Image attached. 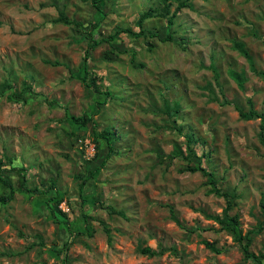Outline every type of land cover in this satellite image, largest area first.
<instances>
[{"label": "rangeland", "instance_id": "rangeland-1", "mask_svg": "<svg viewBox=\"0 0 264 264\" xmlns=\"http://www.w3.org/2000/svg\"><path fill=\"white\" fill-rule=\"evenodd\" d=\"M102 3L105 14L95 13L90 0H0V84L10 82L17 91L29 86L24 99L0 97V158L17 167L4 172L14 184L47 189L45 194L16 192L9 202H0V264H65V256L66 264H255L244 261L231 236L206 216L220 214L225 201L209 192L200 171L184 170L195 157L167 156L176 146L185 151V134L191 135L201 165L214 172L221 187H235L242 231L262 220L259 118H240L236 106L247 109L251 99L264 112V77L232 44L241 41L255 69L264 71V0H192L191 8L175 16L172 40L153 38L149 50L144 38L122 32L117 41L126 51L116 59H104L106 44L91 50L90 70L110 93L92 115L94 129L109 127L116 134L113 151L100 141L103 149L95 158L93 124L79 130L66 118V113L95 109L79 72L70 76L69 71L80 65L87 43L80 30L54 19L59 10L84 22L95 16L106 35L118 26L138 30L139 13L157 6L156 0ZM144 25L168 32L165 18ZM133 52L142 67L132 64ZM229 69L243 71L242 89ZM107 152L106 164L81 191L76 174L87 175ZM3 188L0 182V192ZM55 193L61 213L56 199L47 202ZM95 198L124 215L101 208ZM202 238L221 252L208 249ZM146 245L176 252L148 256L139 252ZM251 249L264 252V230Z\"/></svg>", "mask_w": 264, "mask_h": 264}, {"label": "trees", "instance_id": "trees-1", "mask_svg": "<svg viewBox=\"0 0 264 264\" xmlns=\"http://www.w3.org/2000/svg\"><path fill=\"white\" fill-rule=\"evenodd\" d=\"M91 5L94 8V12L101 14H105V5L102 3L105 0H90ZM157 6L156 7H149L146 10H143L139 13L137 19L135 20V24L138 27V30H135L130 27H124V26H118L113 29L110 33L103 35L100 33L101 29V19H96L95 16L91 18L89 21H79L74 18H69L64 10H59L58 16L54 19L55 22H61L67 25L74 26L75 29L80 30V35L83 37V40L87 43V49L85 50L84 56L80 62V65L74 69L70 68V76H73L76 72H79L80 80L84 84V86L89 90V92L94 95V111H87L85 110L81 115H70L66 113V118L71 119L75 124L78 125V129L81 130L82 128H85L88 126L89 123L93 124L92 128V139L95 143V147L97 148V151L94 153V157L96 158L98 154L103 149L100 145V141H103L105 143V148H108L111 152L113 151V142L116 139V134L114 132V129L112 128H104L100 131L96 132L94 127L96 125V121L92 118V115L95 113H98L103 104L105 103L106 96L110 95L109 91L102 90L101 84L98 83V76L91 72L90 67L88 65L87 59L91 58V50H93L95 47H97L100 44H106L108 47L104 50L103 57L107 60H114L119 56V53L125 52L126 50L122 46L121 43H119L117 40L120 39V34L123 32L127 36L139 39L144 38L145 44L149 50H151L154 46L153 38H157L160 41H169L174 39V35L171 31V26L174 23V18L180 12L183 8H191L192 7V0H156ZM150 18H165L166 19V27L168 28V32H165V29H163V32L160 33L158 31H154L150 29L149 27H146L144 25V22L147 19ZM97 29V33H94V31ZM179 39V37H176ZM232 46L237 49V51L245 57V59L248 61L250 68L255 71L256 73L260 74L262 77H264V71H257L254 67V61L249 53L248 49L245 47V45L241 41H234ZM131 62L134 66H140L142 67L143 64L141 63H135L134 62V52L132 53ZM79 70V71H78ZM228 74L233 78V80L236 82L239 88H243V84L246 80V77L243 73V71L237 72L234 69H229ZM29 90V86H24L21 91H17L14 87V85L10 82H3L0 84V97L9 94V96L15 100L24 99L25 92ZM10 91L9 93H7ZM249 106L247 109H244L240 106H236L239 117L244 120H252L259 118V131L257 133V137L260 141V143L264 146V112L258 111L253 107V102L251 99H248ZM179 131L180 129L177 128ZM72 135H75L76 138H82V135L77 134L76 132H69ZM186 136V144H185V151L181 148L177 147L174 149V152L171 155H168L169 159H172L173 156H179L184 158H192L195 157V164H188L185 166L184 170L188 171H200L202 175L206 177V183L210 186L209 192L214 193L217 196L223 197L225 201V205L221 210L220 214H206V216L209 219H212L215 223L218 225V230L224 231L229 236H231V239L233 242H235L240 252L242 253V258L244 261H251L255 264H264V252L260 251V253H255L251 249V245L253 242V239L256 235L261 233L264 230V196L260 197L259 200V208L260 213L262 215V220H260L256 225L252 228L247 229L245 232L242 231L240 226V216L237 211H235V206L237 204V197L238 194L235 191V187H221L219 185V182L214 175V172L205 167L204 165H201V161H199V154L196 152V150L190 146V142L192 140V136L185 134ZM82 152L83 149H82ZM110 152L106 153V156L100 160V162L95 165L93 168L89 169L87 175L83 174L82 172H78L76 174V178L81 180V183L79 185L80 190H83L84 185L86 184L87 180L89 178H92L93 175L102 168L106 162L107 159L110 157ZM94 157L92 159H84L86 164H91ZM164 157L162 156L161 159ZM8 159V158H7ZM91 162V163H90ZM17 167L12 165L11 160L9 159L7 162V165H5V162L2 158H0V182L4 186L3 190L0 192V202L5 204L12 200L14 194L16 192H29V193H35V194H45L47 189H40L38 187L33 188H27L23 182H20L18 184H14L8 174H5V171H12L15 170ZM24 168V167H21ZM50 186V188H52ZM49 188V189H50ZM56 195H52V197L47 199V202H49L50 199H56L54 203L55 209L57 208V204L61 200V197ZM96 203L99 204L101 208L106 209L110 213H117L119 215H124L123 211L118 210L114 208L113 206L104 203L103 201L99 200L98 198H95ZM59 213L61 211L59 209H56ZM170 215L173 221H175L178 225L182 226L181 221L179 218L174 214L172 209L170 208ZM83 218L85 222L88 219V215L83 214ZM62 221V220H57ZM87 229H89V226H87ZM194 229H190V231H193ZM105 231L109 233L108 229L105 227ZM76 233H83L82 231H77ZM88 235H91V231H88ZM108 238H110V235H108ZM201 242L210 250L220 253L221 248L217 247L214 242H211L205 238L201 239ZM68 242H64L63 248L66 249L68 246ZM170 250L176 252V249L174 247L165 248L160 246L158 249H154L149 245L146 246H139V252L148 255H160L164 251ZM58 252L62 251L61 249L57 250ZM67 257H64V262L66 264Z\"/></svg>", "mask_w": 264, "mask_h": 264}, {"label": "built area", "instance_id": "built-area-1", "mask_svg": "<svg viewBox=\"0 0 264 264\" xmlns=\"http://www.w3.org/2000/svg\"><path fill=\"white\" fill-rule=\"evenodd\" d=\"M90 150H92V148Z\"/></svg>", "mask_w": 264, "mask_h": 264}]
</instances>
